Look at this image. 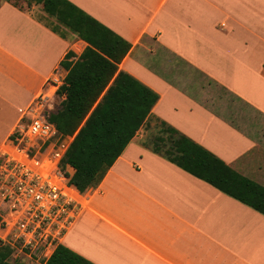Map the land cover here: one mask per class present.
Listing matches in <instances>:
<instances>
[{
	"label": "crops",
	"instance_id": "obj_1",
	"mask_svg": "<svg viewBox=\"0 0 264 264\" xmlns=\"http://www.w3.org/2000/svg\"><path fill=\"white\" fill-rule=\"evenodd\" d=\"M69 1L131 44L119 70L159 98L100 183L78 190L62 244L95 264H264V214L153 149L165 122L264 187V0ZM31 7L0 0V150L36 98L60 108L61 62L88 45Z\"/></svg>",
	"mask_w": 264,
	"mask_h": 264
},
{
	"label": "trees",
	"instance_id": "obj_2",
	"mask_svg": "<svg viewBox=\"0 0 264 264\" xmlns=\"http://www.w3.org/2000/svg\"><path fill=\"white\" fill-rule=\"evenodd\" d=\"M21 9L41 8L88 45L77 59L68 52L61 64L69 69L57 93L65 95L50 120L65 135L76 133L63 164L75 171L70 184L84 192L97 186L139 128L151 117L159 98L153 89L118 64L131 44L69 0H6ZM26 3L27 8L22 6ZM56 30V28L54 27ZM153 149L190 173L264 214V187L242 176L216 155L165 122ZM2 217L0 215V221ZM12 248L0 246V264L12 259ZM45 264H95L60 243Z\"/></svg>",
	"mask_w": 264,
	"mask_h": 264
},
{
	"label": "built area",
	"instance_id": "obj_3",
	"mask_svg": "<svg viewBox=\"0 0 264 264\" xmlns=\"http://www.w3.org/2000/svg\"><path fill=\"white\" fill-rule=\"evenodd\" d=\"M49 116L41 95L0 150V246L32 264L52 255L82 209L63 164L75 135L63 134Z\"/></svg>",
	"mask_w": 264,
	"mask_h": 264
},
{
	"label": "rangeland",
	"instance_id": "obj_4",
	"mask_svg": "<svg viewBox=\"0 0 264 264\" xmlns=\"http://www.w3.org/2000/svg\"><path fill=\"white\" fill-rule=\"evenodd\" d=\"M22 6H24L25 8H27V5H26V3H22ZM31 9L33 10V8L31 7ZM37 16H39V17H41V14L37 11V10H35V12H34Z\"/></svg>",
	"mask_w": 264,
	"mask_h": 264
}]
</instances>
